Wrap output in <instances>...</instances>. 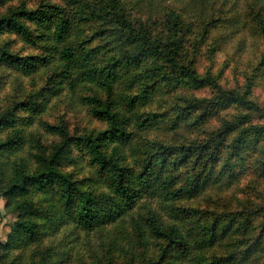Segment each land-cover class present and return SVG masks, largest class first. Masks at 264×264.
<instances>
[{
  "label": "trees",
  "instance_id": "obj_1",
  "mask_svg": "<svg viewBox=\"0 0 264 264\" xmlns=\"http://www.w3.org/2000/svg\"><path fill=\"white\" fill-rule=\"evenodd\" d=\"M7 1L0 0V5ZM97 1V4L87 6L82 0H69V7L51 4L48 9L18 6L11 16L0 17V28L7 26L25 40L39 43L42 49L39 54L20 55L0 44L1 66L25 75H31L43 66L54 69L47 90L39 93L40 98L26 97L11 109H0V127L15 123L20 109H32L21 122L23 126L30 125L34 121L33 113L44 110L53 95L64 91L80 96L82 102L90 105L92 114L106 122L97 133L68 136L50 153L43 150L36 155L37 168L17 176L8 193L28 194L35 188L51 192V195L46 206L35 208L31 202L23 206L26 214L16 221L9 241L17 244L24 238L39 240L47 233L52 235L62 231L66 239L59 245L60 252L52 260L58 251L55 244V252L49 253L47 258L42 256L41 264H113L117 257L126 258L127 264H135L139 257L134 251L137 246L144 252L142 264H264V229L246 242L244 237L252 228L248 217L240 218L235 213L227 218L229 221L235 219L233 223L226 218L225 222L217 218L212 224L201 226L198 220L188 217L194 215L191 208L178 203L219 183V172L214 166H208L219 161V152H209L205 144L198 142L134 144V138L141 140L142 132L160 123L156 113L142 107L153 91L172 79L168 80L167 70L157 71L159 66H148L146 61L162 59L167 63L168 71H181L189 80H197V72L184 62L182 53L192 43L194 17L202 21L200 38L196 45L193 43L196 49L211 34V27L223 19L219 0ZM222 1L221 5L227 2ZM247 8L243 26L252 29L257 22L264 36V0L247 2ZM249 9L255 14L250 15ZM205 12H211V15L203 19ZM236 16L228 17L234 25L227 34L217 37L219 44L214 43V49L222 45V40L226 41L229 32V36L234 37L241 31L236 25L239 23ZM21 18L30 20L35 29ZM107 20L111 27L99 26L102 22L108 23ZM93 23H96L93 36L110 32L107 42L88 43L86 25ZM262 73L264 51L249 80ZM142 78L150 80L140 85ZM99 90L106 94L99 95ZM231 95L221 92L220 105L226 98L225 103H231ZM181 105L176 102L170 108L172 127L197 106ZM231 123L226 121L220 130L231 133L238 129ZM133 125L135 127H131ZM46 127L53 133H65L61 126L46 123ZM247 141L242 135L235 138L228 159L238 161L245 157L242 148ZM23 142V135L14 130L11 137L0 142V149L18 148ZM219 142L223 143L220 136ZM76 147L77 153L73 154L72 148ZM132 153L137 154L134 165L126 162ZM81 156H89L90 163L96 166L97 177H74L73 173L63 170L64 163L76 161ZM202 160L198 165L197 162ZM227 163L230 167L234 165L230 160ZM99 179L108 190H99L91 186L92 183L85 186V181L94 183ZM163 211H168L173 218L170 224L162 217ZM182 221L188 225L184 226ZM126 224L133 226L134 233L129 232ZM73 235L82 240L75 252ZM157 240L166 241V247L162 246L160 255L150 254V248ZM219 244L234 249L210 257L208 252Z\"/></svg>",
  "mask_w": 264,
  "mask_h": 264
},
{
  "label": "rangeland",
  "instance_id": "obj_2",
  "mask_svg": "<svg viewBox=\"0 0 264 264\" xmlns=\"http://www.w3.org/2000/svg\"><path fill=\"white\" fill-rule=\"evenodd\" d=\"M82 1L87 6H93L98 2L97 0ZM252 1L227 0L225 5H221L223 1L219 0V12L222 8L224 17L211 27V34L198 49L195 45L202 33V21L199 22L198 17L193 18L195 21L193 34L196 36L192 34V43L182 53V58L197 72V80H189L181 71L172 69L168 71L167 63L162 59L146 61L148 66L150 64L159 66L160 70L157 69V71L161 72V68L167 70L165 72H169L168 80L172 79L169 82H163L158 90L153 91L147 99V104L142 107L146 111L156 113L155 117L160 123L142 132L139 136L141 140L134 138V144L139 145L149 141L167 144L198 142L205 144L209 152L214 151L216 154L219 152V161L208 165L209 168L214 166V169L219 172V183L209 185L199 195L178 201V203L191 208V213H194L195 217L191 215L188 217L198 220L201 226L210 225L217 218L222 222L229 221L227 219L229 215L235 213L240 218L248 217L252 228L244 237L246 242L264 229V73L249 80L253 67L262 57L264 36L261 32V25L257 22L252 29H246L243 26L245 13L248 12L247 2ZM68 2L69 0H9L0 5V17L11 16L18 6L48 9V6L55 4L63 8L69 7ZM249 11L250 15L255 14L254 10L249 9ZM231 14L237 15L236 19L239 23L236 25L241 28V31L234 37L229 36V32L226 41L222 40V45L214 49V43L219 44L217 37L223 33L227 34L228 29L234 25L228 19ZM210 15L211 12H205L203 19ZM21 19L35 29V25L30 20ZM107 22H102L99 26L111 27L108 25L110 21L107 20ZM95 24L86 25L85 36L88 43L98 45L107 42L111 37L109 31H105L103 36H93ZM0 44L5 46V49H10L20 55H34L42 52L38 46L39 43L25 40L22 35L10 30L7 26L0 28ZM53 71L54 69L43 66L33 74L25 75L16 69L0 65V109H11L19 100L26 97L40 98L39 93L47 90ZM149 80L150 78H142L139 84H146ZM221 92L230 93V95L232 93L231 103H225L226 98L220 105L218 97ZM105 94L104 90H99V95ZM176 102H180L181 106L187 104L197 106L194 105L195 110L189 114H184L178 125H174L173 120L175 127H172L169 122V118L173 116L170 108ZM31 113L32 109H20L15 123L0 127V142L8 136L11 137L14 130L17 134L23 135L24 139L21 147L0 149V264H41L42 256L47 258L49 253L55 252L56 244L59 249L57 248L58 251L53 254L52 260L55 259L57 252L61 250L59 245L66 239L62 231L52 235L47 233L39 240H28L23 237L22 243L18 241L15 244L14 241H9L16 221L26 214L23 206L29 202L34 203L35 208L41 205L46 206L50 201L47 198L50 197L51 192H42L32 188L28 194L25 192L11 194L7 190L14 185L18 175L37 168L36 155L42 153L43 150L46 149L50 153L55 145L63 142L65 137L97 133L106 126L105 121L92 114L89 104L82 102L80 96L67 91L57 96L53 95L44 110L33 113L34 121L30 125L23 126L21 124L23 117ZM226 121H232L231 124L234 123L238 129L231 133L226 132L225 129L220 130ZM46 123L63 127L65 133L49 131ZM241 135L248 140L242 148L245 157L238 161L228 159L232 152L230 149L232 142ZM219 136L223 143L219 142ZM72 151L76 154L77 147L72 148ZM136 157L137 154H129L126 162L134 165ZM229 160L234 164L231 167L227 163ZM202 162L203 160L197 163L201 165ZM62 168L66 172L73 173L74 177L81 178L87 175L97 177L96 166L90 163L89 156H81L73 162L68 161L62 165ZM85 183V186H90L92 183L91 186H96L99 190H108L102 179L95 181V184L89 180ZM161 213L167 224L173 221L168 211ZM234 221L235 219L229 222ZM182 224L188 225L186 221H182ZM125 227L130 233H134L133 226L126 224ZM74 235L73 238H76ZM237 238H242V236ZM81 242L80 237L75 239L72 244L74 252L79 249ZM155 242L157 243L150 248L149 252L160 255L162 246L166 247V241L157 240ZM158 244H161V247ZM229 249H234V247L219 244L208 254L211 257L214 254L225 253ZM134 251L139 254L135 264H142L143 250L137 246ZM127 261L126 258L117 257L113 259V264H127ZM247 264H253V262Z\"/></svg>",
  "mask_w": 264,
  "mask_h": 264
}]
</instances>
